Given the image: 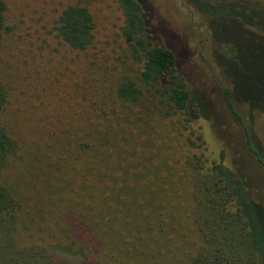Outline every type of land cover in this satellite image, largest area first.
Masks as SVG:
<instances>
[{
  "label": "trees",
  "instance_id": "1",
  "mask_svg": "<svg viewBox=\"0 0 264 264\" xmlns=\"http://www.w3.org/2000/svg\"><path fill=\"white\" fill-rule=\"evenodd\" d=\"M209 1L228 6L264 50V0L204 5ZM115 2L125 53L137 67L119 72L105 91L93 84L80 118L57 110L60 133L40 142L39 129L20 143L5 119L9 97L0 78V264H264V204L232 171L209 161L193 123L203 104L190 112L194 99L175 56L153 42L140 0ZM6 10L0 0V69ZM51 31L69 50L84 52L95 22L75 1L58 10ZM220 90L264 177V153L249 125L256 113L264 134V102L253 101L263 97L237 98L232 84Z\"/></svg>",
  "mask_w": 264,
  "mask_h": 264
},
{
  "label": "rangeland",
  "instance_id": "2",
  "mask_svg": "<svg viewBox=\"0 0 264 264\" xmlns=\"http://www.w3.org/2000/svg\"><path fill=\"white\" fill-rule=\"evenodd\" d=\"M75 1L88 7L95 22L93 43L84 52L69 50L51 31V21L58 10ZM205 1L140 0V3L153 42L168 47L175 56L176 69L194 99L190 112H197V102L203 104L201 119L193 123L201 128L209 161L232 171L249 187L250 198L264 204L263 174L243 139L238 137L242 131L220 90V86L232 84L237 98L263 97L253 101L264 102L263 46L243 32L228 6L215 3L209 7L211 1L206 6ZM5 3V22L10 31L2 40L4 59L0 78L9 97L5 119L20 143L27 145L39 129L40 142L49 132L60 133L62 125L55 118L57 110L67 114L73 111L80 118L93 101L86 93L93 84H97L99 91H105L119 72L137 67L125 53L126 41L120 34L122 16L115 0H5ZM225 48L228 51L224 53ZM83 94L89 100L82 99ZM108 98L110 92L104 101ZM236 109L248 123L246 110L242 106ZM251 115L249 125L264 153V134L259 129L262 118L259 120L253 112ZM251 142L253 145V139ZM18 240L23 245L29 243L23 233L18 234ZM66 257L72 262H83L78 256Z\"/></svg>",
  "mask_w": 264,
  "mask_h": 264
}]
</instances>
